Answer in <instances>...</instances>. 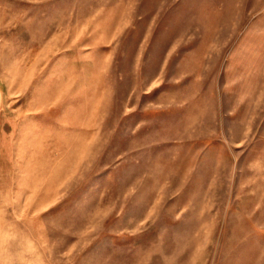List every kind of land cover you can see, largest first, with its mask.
<instances>
[{
	"label": "rangeland",
	"instance_id": "obj_1",
	"mask_svg": "<svg viewBox=\"0 0 264 264\" xmlns=\"http://www.w3.org/2000/svg\"><path fill=\"white\" fill-rule=\"evenodd\" d=\"M0 264H264V0H0Z\"/></svg>",
	"mask_w": 264,
	"mask_h": 264
}]
</instances>
